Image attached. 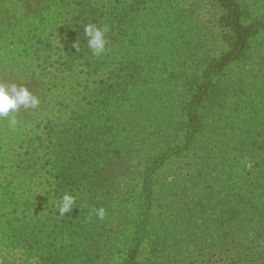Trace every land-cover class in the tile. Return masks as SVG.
<instances>
[{
  "label": "trees",
  "instance_id": "obj_1",
  "mask_svg": "<svg viewBox=\"0 0 264 264\" xmlns=\"http://www.w3.org/2000/svg\"><path fill=\"white\" fill-rule=\"evenodd\" d=\"M217 1L224 9L229 50L203 62L205 70L196 69L187 81L178 128L163 132L151 125L165 122L162 108L129 111L126 106L127 84L138 89L140 68L157 60L156 52L141 54L131 46L122 70L95 88L94 101L66 117L48 118L40 131L18 132L26 147H15L13 171L0 183V264H110L121 257L122 264H264V166L255 173L238 170L236 182L216 192L213 207L202 205L196 195L185 200L182 207L191 223L197 202L206 213L191 231L174 233L177 227L159 192L164 167L200 145L206 113L215 106L209 89L214 75L240 59L255 34L239 0ZM97 16L85 25L107 26L106 38L122 35V22ZM78 37L86 43L84 27ZM100 68L98 61L89 63L83 76L97 75ZM152 90H160L158 84L148 87V94ZM179 137L181 144L174 148ZM170 147L175 149L171 154ZM65 192L76 203L71 213L61 215ZM100 208L102 219L96 214ZM191 252L201 254L202 261H189Z\"/></svg>",
  "mask_w": 264,
  "mask_h": 264
},
{
  "label": "rangeland",
  "instance_id": "obj_2",
  "mask_svg": "<svg viewBox=\"0 0 264 264\" xmlns=\"http://www.w3.org/2000/svg\"><path fill=\"white\" fill-rule=\"evenodd\" d=\"M239 1L255 34L245 54L213 77L209 89L216 101L206 113L199 147L189 148L190 153L171 161L161 173L159 192L170 223L177 227L174 233L193 230L206 214L197 202L191 223L182 207L189 197L196 195L202 205L213 207L222 184L236 182L239 171L255 173L264 166V0ZM223 11L217 0H0V82L15 80L40 97L38 108L22 107L14 114L15 126L10 118L0 117V183L13 171L15 147H26L18 132L40 131L48 118L79 111L94 101L95 88L122 70L121 61L131 46L141 54L156 52L157 60L140 68L143 78L138 89L127 84L126 106L129 111L162 108L165 122L151 125H159L163 132L178 128L180 106L188 97L187 81L196 69L205 70L203 62L219 59L229 50ZM95 13L122 22L118 32L122 35H107L101 56L92 54L87 40L78 42L79 32ZM96 61L102 67L98 74L84 77L83 68ZM157 84L160 90L148 94V87ZM179 139L174 148L180 146ZM174 151L170 147L169 153ZM187 257L195 262L203 259L192 252ZM122 263L123 257L110 264Z\"/></svg>",
  "mask_w": 264,
  "mask_h": 264
},
{
  "label": "clouds",
  "instance_id": "obj_3",
  "mask_svg": "<svg viewBox=\"0 0 264 264\" xmlns=\"http://www.w3.org/2000/svg\"><path fill=\"white\" fill-rule=\"evenodd\" d=\"M107 26L99 27L95 24L84 26V34L87 37V46L95 56H101L106 51ZM77 48V43L74 45ZM40 105V97L35 95L25 84L15 80L0 82V117L10 118L12 126L17 124L14 114L22 107L36 109ZM76 203V197L65 192L60 200L59 212L66 215L72 212ZM96 214L102 219L105 215L103 208L97 209Z\"/></svg>",
  "mask_w": 264,
  "mask_h": 264
}]
</instances>
